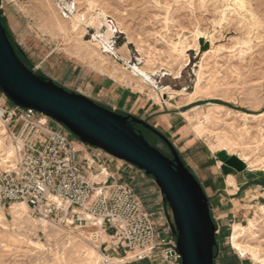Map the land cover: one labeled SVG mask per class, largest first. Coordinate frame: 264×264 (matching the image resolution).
I'll use <instances>...</instances> for the list:
<instances>
[{
	"label": "rangeland",
	"instance_id": "rangeland-1",
	"mask_svg": "<svg viewBox=\"0 0 264 264\" xmlns=\"http://www.w3.org/2000/svg\"><path fill=\"white\" fill-rule=\"evenodd\" d=\"M86 1L88 3H86ZM242 1L244 3L241 4V7H239L238 4L234 3L233 1L231 2V0H229L228 2L227 0H0V17L4 20V23L8 31L10 32L14 44L17 46L21 54L25 57L26 61L31 67V71L35 75H39L45 79L51 80L58 86L64 88L66 91L80 94L106 109L112 110L111 106H115V104L101 101V99H99L95 95L97 92L95 91V85L97 82L102 81L104 83H109L112 87L121 88L122 90L132 92L136 95H141L145 98H151L149 92V88H151L149 84L151 83V85L154 86V88L152 89L156 93H159L162 89L165 88H169L174 91L189 93L194 90V71L198 69V66L201 63L202 59H204L203 65L205 67L206 81L203 83V87L204 89H207V92L211 94L213 98H198L193 102L185 103L184 97L180 96V101L177 104H187V106L182 109L183 112L194 113V110H197L198 112L204 113L206 112V108H210L211 106H218L226 108L227 110L231 109L230 111L233 112L239 111L238 113L241 114L247 113L246 115L256 116L259 113H264V0ZM92 3L96 4L93 5ZM210 4L213 6V8ZM107 5H109L110 8L109 6L107 7ZM92 7L94 10L92 9ZM247 10L250 11V13H247ZM101 12H103L105 15L107 14V21H109V23L114 26L115 30L113 31V35L110 37L109 44L112 45L110 46V50H107L105 52L104 49H100V53L106 56L108 62H114L113 65H116L122 70L125 69L124 71L126 72H129V70H132L133 68H140L144 70L146 69L145 72L148 74L152 81L148 80L144 81L145 83H143L141 82L139 76H135L133 77L134 80L132 82H117L104 75H100L92 67L93 62L91 63V59L87 57V50L82 47V45H94L95 43L99 42L104 35V25L102 26L103 28H99L98 33L95 27L93 28L91 27V25H88L90 20L89 17H95L96 14ZM222 12L225 15H223V17L221 16ZM53 14L57 15L58 18L65 20L69 28L71 23L67 18L71 17L73 14L83 15L85 22L87 21V19L88 21L86 22V25L82 27V35L80 34V32L72 33L70 31H67L66 33H64L65 35L60 31L58 32V29L55 27ZM141 14H143V16ZM128 15L129 18L127 17ZM239 15L242 16V19H239L241 18ZM252 19H255V22L251 21ZM241 23L244 27L241 25ZM45 27L47 30L44 29ZM117 27L119 30L117 29ZM133 29L135 32L133 31ZM197 32L201 33L202 35L198 36L195 43L192 42L194 41V39L192 38L195 37V34ZM255 33L256 35H254ZM183 39H186L187 43L191 45L190 50L186 52V57L188 58L187 63L184 62L185 58H180V61L178 58H172L171 53L169 52L171 43H175ZM242 39L251 41L249 45L245 47L241 46L243 50L245 49V54L242 56L243 58L241 57L242 61L239 60L240 57H238V53H236L240 50V48H238L239 45H236V51L232 54L228 52H221L217 54V56H214V54H209L206 56L202 55L209 50L216 51L222 49L223 47H232L235 44L234 42ZM145 40L146 42H144ZM74 43L75 45H73ZM165 53L168 54L166 55ZM221 54L223 55V57ZM230 59L231 62H227L230 61ZM144 61L146 64L144 63ZM240 61L243 62V65L240 64ZM246 62L249 63L247 64ZM243 67L246 68V70ZM233 74L235 76H233ZM154 100L158 102L157 99ZM160 101L162 102L163 100ZM2 102H6L7 104L11 105L10 102H8L5 98H3ZM220 120L223 122V124ZM220 120L217 119L211 121L209 123L210 125H206L209 133L213 134H209V137L207 136L208 138L198 137V135L193 131L192 124L186 121L188 132L191 133V138L195 140L194 146L196 147L192 155L187 158L184 157V160L179 155L185 167L189 169L191 174L196 178L200 185H204L205 183L210 182L211 184L216 183V185L223 187L224 180H226L228 176H242L246 174L253 175V178L257 179L258 182L262 180L264 185L263 171H252L250 168H248V166H245L247 165L246 163L243 164L242 162V168L240 170L229 167L232 171L229 174L224 175L221 171V166L223 165V163L218 159V154L220 153H223L225 156H227L226 160L232 158L238 159V155L243 154L249 157L251 161L258 162V166H260L261 163L264 164V118H249L246 119L248 121L247 122L246 120H242L238 116L226 117L225 114H222ZM233 122L235 123V125L233 124ZM53 123L56 124V122L54 121ZM241 126L243 127V130L240 129L242 128ZM244 127H248L247 130ZM258 129L260 130V132ZM0 132H2L0 133V143H2L0 145V162L2 160L4 161L0 163L1 171L2 169L4 170L6 168L5 166L7 164L5 162L8 161V163H13L14 158L13 151L10 148V136L4 134V130L1 126ZM215 132H217L216 134L221 137L228 136L227 140H229V142H232L233 144L232 154L228 155L226 151L213 152L209 148L208 144L214 143V141L216 140L215 136L217 135L215 134ZM221 132H224V134L222 135ZM261 132L262 134H260ZM140 133H142L145 139L151 145L156 147L160 152L168 157H171L168 148L159 138L152 136V134H150L151 132L149 133L148 130L142 129ZM167 140L175 147V142L173 144L171 140ZM3 151L5 155L3 154ZM128 166L124 162H117V160L115 159L114 161H112L109 171L116 172L117 168H119L118 175L121 176V181H131L134 185L135 190L137 188L140 192L141 198L143 200H147L148 205H153V207H151L153 209L152 211H155L156 208L159 209L160 212L157 217L159 218V216H161V214L163 213L166 220V217L170 215V210L167 206L164 205L162 196L158 188L154 184L153 179L147 177L146 175H143L140 171L131 166L130 167L132 171L130 174H128L127 170L130 169V167ZM118 175H116V178L119 177ZM261 202L263 204L260 205H264V200H262ZM257 205L259 204H254V206H247L249 213L246 215L245 219L236 218V220L227 222L225 221V226L223 227L220 223L216 224L214 221L216 226V249L214 264H226V262L232 258H236L239 264H262L254 263L249 256L240 258L239 255L231 249L229 243L231 227L234 223L245 226L249 218L257 219L259 217L263 222L258 226L257 232H255L253 237H245L243 239V243L253 247L254 249H256L257 246L256 250L261 256H264V219L259 213H257ZM2 216L4 218L2 224L4 223L6 229L2 230L0 228V264H4V262L5 264H44V262L45 264H105V260H111V258H109L111 254H113V256L116 255L115 257H119V254L117 255L115 251V245L117 244V241L114 237V233H109L108 230H103L104 236L107 237L108 240L101 241L99 235L98 240L94 241L93 239H90V233L92 232V230L89 229H81L74 226L67 227L64 224L56 225L52 223H46L48 227L46 226L43 228L41 224L33 220V218L28 213V210L26 216L28 218V222H16L13 219L10 210ZM155 218L156 217L153 215L154 220ZM17 230H19L20 232ZM29 241L37 242L42 247H34L29 244ZM76 242L79 244L77 245ZM70 246L73 248H71ZM258 247L260 249H258ZM91 250H94L95 252V254L93 255V259L92 256L88 255ZM40 251H43L42 254ZM57 252H59L58 255L56 254Z\"/></svg>",
	"mask_w": 264,
	"mask_h": 264
},
{
	"label": "built area",
	"instance_id": "built-area-1",
	"mask_svg": "<svg viewBox=\"0 0 264 264\" xmlns=\"http://www.w3.org/2000/svg\"><path fill=\"white\" fill-rule=\"evenodd\" d=\"M3 98L0 94V126L10 136L14 161L5 162L0 171V216L13 204H25L39 224L89 229L94 241L99 228L113 232L122 245L118 258L132 254L120 264L155 259L180 264L164 214L158 218L163 225L157 226L133 187L109 171L114 158L81 143L49 118ZM104 171L105 180L96 181Z\"/></svg>",
	"mask_w": 264,
	"mask_h": 264
},
{
	"label": "water",
	"instance_id": "water-1",
	"mask_svg": "<svg viewBox=\"0 0 264 264\" xmlns=\"http://www.w3.org/2000/svg\"><path fill=\"white\" fill-rule=\"evenodd\" d=\"M0 94L19 109H31L56 124L81 143L99 149L153 179L166 217L176 239L180 264H214L216 226L210 214L205 192L185 167L179 153L165 136L141 119L106 109L92 100L66 91L53 81L35 75L17 57L0 21ZM156 135L168 148V157L153 147L134 126ZM221 171L229 174L241 164L226 160ZM231 167V168H229Z\"/></svg>",
	"mask_w": 264,
	"mask_h": 264
},
{
	"label": "bare ground",
	"instance_id": "bare-ground-1",
	"mask_svg": "<svg viewBox=\"0 0 264 264\" xmlns=\"http://www.w3.org/2000/svg\"><path fill=\"white\" fill-rule=\"evenodd\" d=\"M36 1V0H35ZM89 1V0H88ZM101 1V0H100ZM104 1H106V0H104ZM215 1V0H214ZM221 1V0H220ZM229 0H227V2H228ZM234 2V3H236V4H238L239 5V7H241V4H243L244 2L242 1V0H231V2ZM245 1V0H244ZM77 2V1H76ZM75 2V3H76ZM96 2V1H95ZM49 3V2H48ZM86 3H88L87 1H86ZM105 3V2H104ZM103 3V4H104ZM211 3V2H210ZM29 4V3H28ZM85 4V3H84ZM93 4V3H92ZM96 4V3H95ZM95 4H93V5H95ZM106 4V3H105ZM104 4V5H105ZM108 4V3H107ZM41 5V4H40ZM110 5V4H109ZM109 5H107V7L109 6ZM211 5V4H210ZM228 5V4H227ZM55 6V5H54ZM74 6V5H73ZM212 6V5H211ZM98 7H99V5H98ZM97 7V8H98ZM113 7V6H112ZM115 7V6H114ZM208 7V6H207ZM210 7V6H209ZM30 8V7H29ZM78 8V7H77ZM101 8V7H100ZM103 8V7H102ZM109 8H110V6H109ZM212 8H213V6H212ZM33 9V8H32ZM57 9V8H56ZM80 9V8H79ZM92 9H93V7H92ZM120 9V8H119ZM250 9V8H249ZM31 10V9H30ZM90 10V9H89ZM94 10V9H93ZM104 10H106V9H104ZM114 10V9H113ZM116 10H117V8H116ZM123 10V9H122ZM228 10V9H227ZM254 10V9H253ZM42 11V10H41ZM85 11H86V9H85ZM102 11V10H101ZM124 11V10H123ZM230 11V10H229ZM26 12V11H25ZM40 12V11H39ZM52 12V11H51ZM79 12V11H78ZM88 12V11H87ZM115 12V11H114ZM121 12V11H120ZM119 12V13H120ZM145 12V11H144ZM246 12V11H245ZM244 12V13H245ZM250 13V11H248L247 10V13ZM36 13V12H35ZM81 13V12H80ZM123 13V12H122ZM227 13H229V12H227ZM30 14V13H29ZM43 14V13H42ZM45 14V13H44ZM89 14V13H88ZM91 14V13H90ZM112 14H113V12H112ZM124 14V13H123ZM234 14V13H233ZM239 14V13H238ZM107 15V14H106ZM103 12H101V13H98V14H96L95 15V17H89L90 18V20H89V24L88 25H91V27H95V29H96V31H97V33H98V31H99V28L100 27H102L103 25H104V27H105V33H104V35L102 36V38H101V40L99 41V42H97V43H95L94 45H88V44H83L82 45V47H84L86 50H87V57H89V59H91V63L93 62V64H92V67L100 74V75H104V76H106V77H108V78H110V79H112L113 81H117V82H124V81H128V82H132L134 79H133V77H135V76H139L140 77V80H141V82H143V83H145L144 81H152L151 79H150V77L148 76V74L145 72L146 71V69L144 70V69H137V68H133L132 70L130 69L129 70V72H126V71H124V70H122L121 68H119V67H117L116 65H113V63H110V62H108L107 61V58H106V56H104V55H102L101 53H100V49H104L105 50V52L108 50H110V46H112V45H110L109 44V41H110V37L113 35V31L115 30V28H114V26L111 24V23H109V21H107V16H106ZM109 15H111V14H109ZM142 16H143V14H141ZM223 15H224V13L222 12V17H223ZM228 15V14H227ZM247 15V14H246ZM38 16V15H37ZM47 16V15H46ZM50 16V15H49ZM48 16V17H49ZM90 16V15H89ZM225 16V15H224ZM240 16V15H239ZM42 17V16H41ZM40 17V18H41ZM62 17V16H61ZM68 17V16H67ZM114 17V16H113ZM113 17H111V18H113ZM120 17V16H119ZM118 17V18H119ZM128 18H129V15L127 16ZM132 17H133V15H132ZM241 18H239V19H242V16H240ZM251 17H252V15H251ZM52 18V17H51ZM53 18H54V21H55V27L58 29V32L60 31V32H62L63 34L64 33H66L67 31H70V32H72V33H79L80 32V34L82 33V31H83V29H82V27L84 26V25H86V22L88 21V19H87V21L85 22V19H84V16L83 15H78V14H73L71 17H69V18H67L69 21H70V23H71V25H70V28H69V26H67V23H66V21L65 20H62V19H60V18H58L57 17V15H55V14H53ZM66 18V17H65ZM88 18V17H87ZM255 18V17H254ZM42 19V18H41ZM44 19V18H43ZM46 19V18H45ZM49 19V18H48ZM48 19H47V21H48ZM235 19V18H234ZM257 19V18H256ZM52 20V19H51ZM67 20V21H68ZM128 20V19H127ZM130 20H131V18H130ZM233 20V19H232ZM247 20V19H246ZM246 20H245V22H246ZM250 20V19H249ZM255 19H252L251 21H254ZM46 21V20H45ZM46 21V22H47ZM121 21H122V19H121ZM197 21V20H196ZM200 21V20H199ZM242 21V20H241ZM240 21V22H241ZM37 22V21H36ZM128 22V21H127ZM239 22V21H238ZM237 22V23H238ZM255 22V21H254ZM253 22V23H254ZM258 22H260V21H258ZM115 23V22H114ZM122 23V22H121ZM198 23V22H197ZM45 24V23H44ZM69 24V23H68ZM126 24V23H125ZM250 24H252V23H250ZM41 25V24H40ZM201 25V24H200ZM239 25V24H238ZM241 25L243 26V24L241 23ZM247 25V24H246ZM261 25V24H260ZM46 26V25H45ZM120 26V25H119ZM130 26V25H129ZM237 26V25H236ZM248 26V25H247ZM247 26H245V27H247ZM121 27H122V25H121ZM131 27V26H130ZM244 27V26H243ZM103 28V27H102ZM40 29V28H39ZM44 29H46V27L44 28ZM52 29H53V27H52ZM52 29H51V31H52ZM117 29H118V27H117ZM124 29V28H123ZM126 29H129V28H126ZM237 29V28H236ZM239 29V28H238ZM241 29V28H240ZM243 29V28H242ZM246 29V28H245ZM244 29V30H245ZM47 30V29H46ZM119 30V29H118ZM196 30V29H195ZM200 30V29H199ZM249 30V29H248ZM248 30H246V31H248ZM259 30V29H258ZM42 31V30H41ZM43 31H45V30H43ZM133 31H134V29H133ZM133 31H132V33H133ZM243 31V30H242ZM129 32V31H128ZM135 32V31H134ZM202 32V31H201ZM250 32V31H249ZM118 33V32H117ZM127 33V32H126ZM194 33V32H193ZM193 33H192V35H193ZM246 33V32H245ZM251 33V32H250ZM58 34V33H57ZM115 34V33H114ZM129 34V33H128ZM140 34V33H139ZM138 34V35H139ZM191 34V33H190ZM244 34V33H243ZM260 34V33H259ZM258 34V35H259ZM264 34V33H263ZM65 35V34H64ZM82 35V34H81ZM119 35V34H118ZM122 35V34H121ZM143 35H145V34H143ZM142 35V36H143ZM202 34L201 33H199V32H197L196 34H195V37L194 38H192V39H194V41H192V42H195L196 43V39L198 38V36H201ZM206 35V34H205ZM254 35H256V33L254 34ZM57 36V35H56ZM73 36V35H72ZM128 36V35H127ZM140 36V35H139ZM183 36V35H182ZM239 36V35H238ZM247 36H248V34H247ZM61 37H62V34H61ZM75 37H76V35H75ZM241 37V36H240ZM258 37V36H257ZM157 38V37H156ZM191 38V37H190ZM209 38V37H208ZM233 38V37H232ZM245 38V37H244ZM73 39V38H72ZM128 39V38H127ZM126 39V40H127ZM170 39V38H169ZM182 39V38H181ZM234 39V38H233ZM237 39V38H236ZM240 39V38H239ZM248 39H250V38H248ZM81 40V39H80ZM129 40H131V39H129ZM138 40V39H137ZM263 40V39H262ZM60 41V40H59ZM78 42V41H77ZM86 42V41H85ZM135 42V41H134ZM144 42H146V40L144 41ZM211 42V41H210ZM251 41L250 40H238V41H236V42H234L235 44H234V46H232V47H229V48H227V47H223L222 49H219V50H216V51H211V50H209L208 52L206 51V53H203L202 55L203 56H206V55H209V54H214V56H217V54H219V53H223V52H228V53H233V52H235L236 51V45H239L238 46V48H240V50L238 51V52H236V53H238V57H242L245 53H244V50L242 49V47L241 46H247V45H249V43H250ZM264 42V41H263ZM76 43V42H75ZM75 43L73 44V45H75ZM80 43V42H79ZM94 43V42H93ZM154 43V42H153ZM163 43V42H162ZM194 43V44H195ZM213 43V42H212ZM211 43V44H212ZM81 44V43H80ZM135 44V43H134ZM139 44V43H138ZM193 44V43H192ZM78 45V44H77ZM124 45V44H123ZM128 45V44H127ZM140 45H142V44H140ZM154 45V44H153ZM166 45V44H165ZM151 46V45H150ZM162 46H164V45H162ZM229 46V45H228ZM264 46V45H263ZM81 47V48H82ZM123 47V46H122ZM121 47V48H122ZM134 47H135V45H134ZM146 47V46H145ZM144 47V48H145ZM167 47V46H166ZM190 47H191V45H189L188 43H187V41H186V39H183V40H179V41H177V42H175V43H171L170 44V53H171V56H172V58H178L179 59V61H180V58H185L184 59V62H188V58L186 57V52H188L189 50H190ZM195 47V46H194ZM112 48V47H111ZM143 48V49H144ZM163 48V47H162ZM197 48V47H196ZM120 49V48H119ZM124 49V48H123ZM149 49V48H148ZM192 49V48H191ZM198 49V48H197ZM139 51V50H138ZM142 51V50H141ZM162 51V50H161ZM167 51V50H166ZM168 52V51H167ZM125 53H126V51H125ZM129 53V52H128ZM140 53V52H139ZM156 53V52H155ZM163 53V52H162ZM169 53V54H170ZM85 54V53H84ZM148 54V53H147ZM160 54V53H159ZM166 54V53H165ZM168 54V53H167ZM166 54V55H167ZM150 55V54H149ZM161 55H163V54H161ZM222 55V54H221ZM224 55H226V54H224ZM127 56V55H126ZM143 56V55H142ZM155 56V55H154ZM229 56V55H228ZM231 56V55H230ZM141 57V56H140ZM144 57V56H143ZM150 57V56H149ZM157 57H158V55H157ZM156 57V58H157ZM169 57V56H168ZM222 57H223V55H222ZM225 57V56H224ZM263 57V56H262ZM139 58V57H138ZM142 58V57H141ZM153 58V57H152ZM171 58V57H170ZM219 58V57H218ZM239 58V60H241L242 61V58L240 59ZM246 58V57H245ZM264 58V57H263ZM83 59H84V55H83ZM86 59V58H85ZM121 59V58H120ZM122 59H123V57H122ZM125 59V58H124ZM151 59V58H150ZM224 59V58H223ZM228 59H229V57H228ZM247 59V58H246ZM112 60V59H111ZM158 60V59H157ZM165 60V59H164ZM172 60V59H171ZM200 60V59H199ZM233 60V59H232ZM237 60V59H236ZM252 60V59H251ZM138 61H139V59H138ZM143 61V60H142ZM148 61H150V60H148ZM154 61V60H153ZM203 61H204V59H202V61H201V63L199 64V66H198V69L196 70V71H194V86H193V91L192 92H189V93H185V92H182V91H174V90H172V89H169V88H165V89H162L159 93H156L152 88H154V86H152L151 84H149V86H151V88H149L150 90H149V92H150V97L154 100V99H157L158 101H160V100H168V99H173L175 96H181V97H184V99H185V103H190V102H193L194 100H196V99H198V98H213V96L211 95V94H209L208 92H207V89H204V87H203V83L206 81V73H205V67H204V65H203ZM234 61V60H233ZM238 61V60H237ZM240 61V62H241ZM246 61H248V60H246ZM260 61V60H259ZM119 62V61H118ZM122 62V61H121ZM158 62V61H157ZM164 62V61H163ZM209 62V61H208ZM215 62V61H214ZM217 62V61H216ZM227 62H231V59H230V61H227ZM226 62V63H227ZM144 63H145V61H144ZM159 63H160V61H159ZM175 63H176V61H175ZM235 63H236V61H235ZM243 62H241L240 64H242ZM247 63V62H246ZM249 63V62H248ZM247 63V64H248ZM146 64V63H145ZM151 64V63H150ZM208 64V63H207ZM209 64H211V63H209ZM215 64V63H214ZM240 64H239V67H240ZM89 65V64H88ZM173 65V64H172ZM185 65H187V64H185ZM236 65V64H235ZM243 65V64H242ZM241 65V66H242ZM122 66V65H121ZM176 66V65H175ZM182 66V65H181ZM180 66V67H181ZM255 66V65H254ZM148 67V66H147ZM147 67H145V68H147ZM153 67V66H152ZM156 67V66H155ZM167 67V66H166ZM179 67V68H180ZM226 67V66H225ZM250 67V66H249ZM126 68V67H125ZM143 68V67H142ZM208 68V67H207ZM233 68H234V66H233ZM236 68H238V67H236ZM244 68V67H243ZM209 69V68H208ZM245 70H246V68H244ZM210 70V69H209ZM255 70V69H254ZM149 71V70H148ZM164 71V70H163ZM234 71V70H233ZM237 71V70H236ZM240 71V70H239ZM249 71V70H248ZM159 72V71H158ZM165 72H167V71H165ZM230 72V71H229ZM171 73V72H170ZM237 73V72H236ZM151 74H154V73H151ZM169 74V73H168ZM232 74V73H231ZM248 75V74H247ZM233 76H235L234 74H233ZM232 77V76H231ZM247 77V76H246ZM249 77H251V76H249ZM173 78H177V77H173ZM107 79V78H106ZM138 79V78H137ZM262 79V78H261ZM111 80V81H112ZM136 80V79H135ZM211 80V79H210ZM137 82V81H136ZM140 82V81H139ZM210 82V81H209ZM211 83V82H210ZM258 83H260V82H258ZM257 83V84H258ZM206 84V83H205ZM212 84V83H211ZM139 86V85H138ZM208 86V85H207ZM215 86V85H214ZM243 86V85H242ZM141 87V86H140ZM221 87V86H220ZM262 87V86H261ZM144 88V87H143ZM215 88V87H214ZM262 89V88H261ZM139 91H140V88H139ZM142 92V91H141ZM147 92V91H146ZM227 94V93H226ZM261 94V93H260ZM251 96V95H250ZM224 97V96H223ZM226 97V96H225ZM215 99V98H214ZM221 100V99H220ZM224 101V100H223ZM231 101V100H230ZM252 102V101H251ZM262 102V101H261ZM258 103V102H257ZM264 103V102H263ZM246 104V103H245ZM248 105V104H247ZM260 105V104H259ZM258 105V106H259ZM257 107V106H256ZM262 107V106H261ZM248 108H250V107H248ZM252 108V107H251ZM231 110V109H230ZM230 110H227L226 108H223V107H218V106H211L210 108H206V112H204V113H201V112H198L197 110H194V113H189V112H187V113H184L183 114V116H184V118H186V120H188V122H190L191 124H192V127H193V131L198 135V137H201V138H203V137H205V138H208L209 137V134H211V133H209V130H208V128L206 127V125L207 124H209L211 121H214V120H217V119H219L220 120V118H221V116H222V114L224 115L225 114V116L226 117H229V116H238V117H240L242 120H246V119H249V118H261V117H263L264 118V113H259L258 115H256V116H254V115H246V114H241V113H238V112H233V111H230ZM257 111H259V110H257ZM243 113V112H242ZM220 114H221V116H220ZM253 114V113H252ZM255 114V113H254ZM241 120V121H242ZM254 120V119H253ZM221 121V120H220ZM220 121H219V123H220ZM227 121V120H226ZM230 121V120H229ZM247 121V120H246ZM222 122V121H221ZM248 122V121H247ZM261 122V121H260ZM225 123V122H224ZM237 123H239V122H237ZM222 124H223V122H222ZM227 124H230V123H227ZM232 124V123H231ZM233 124L235 125V123L233 122ZM241 124H242V122H241ZM244 124V123H243ZM251 124V123H250ZM262 124H263V122H262ZM210 125V124H209ZM234 125H232V126H234ZM220 126V125H219ZM230 126V125H229ZM231 126V127H232ZM238 126V125H237ZM237 126H235V127H237ZM253 126V125H252ZM215 127V126H214ZM242 127V126H241ZM244 128H246V127H244ZM248 128V127H247ZM247 128H246V130H247ZM251 128V127H250ZM225 129V128H224ZM240 129H242L243 130V127L242 128H240ZM263 129V128H262ZM218 130V129H217ZM245 130V131H246ZM251 130H253V129H251ZM250 130V131H251ZM259 130V129H258ZM222 131V130H221ZM257 131V130H256ZM262 131V130H261ZM213 132V131H212ZM225 132V131H224ZM224 132L222 133V135L224 134ZM259 132H260V130H259ZM0 133H2V132H0ZM217 132H215V134H216ZM220 133V132H219ZM235 133V132H234ZM260 134H262V132L260 133ZM211 135H213V134H211ZM217 135V134H216ZM226 135H228V134H226ZM249 135V134H248ZM256 135V134H255ZM208 136V137H207ZM239 136V135H238ZM250 136V135H249ZM5 137V136H4ZM214 137V136H213ZM216 137V140L214 141V143H211V144H208L209 145V148L213 151V152H219V151H226V153H228V155L229 154H232L233 153V150H232V148H233V144H232V142H229V140H227V137H221V136H219V135H217V136H215ZM237 137V136H236ZM241 137V136H240ZM246 137V136H245ZM6 138V137H5ZM255 138H256V136H255ZM254 138V139H255ZM232 139V138H231ZM242 139H244V138H242ZM236 140V139H235ZM256 140V139H255ZM1 141V140H0ZM3 141V140H2ZM254 141V140H253ZM262 141H263V139H262ZM256 142V141H255ZM255 142H253V143H255ZM2 143H0V145H1ZM239 144V143H238ZM247 145V144H246ZM257 145V144H256ZM259 145V144H258ZM260 146V145H259ZM244 147V146H243ZM3 148V147H2ZM252 148V147H251ZM257 148V147H256ZM6 149V148H5ZM247 149V148H246ZM250 149V148H249ZM0 150H1V148H0ZM7 150V149H6ZM9 150V149H8ZM239 150V149H238ZM248 150V149H247ZM240 151V150H239ZM244 152V151H243ZM242 152V153H243ZM257 152V151H256ZM239 153V152H238ZM245 153V152H244ZM3 154H4V151H3ZM260 154V153H259ZM1 155V154H0ZM5 155V154H4ZM12 155V154H11ZM233 156V155H232ZM6 157V156H5ZM259 157V156H258ZM257 157V158H258ZM238 159H235L236 160V162H238V163H240V164H242V162H243V164L244 163H246L247 165H245V166H248V168H250L252 171H258V170H260V171H263L264 172V164H260V166H258L257 165V163L258 162H256V161H251L250 160V158L249 157H247L246 155H243V154H240V155H238V157H237ZM4 159V158H3ZM10 159V158H9ZM12 159V158H11ZM3 161V160H2ZM1 161V162H2ZM260 161V160H259ZM262 161V160H261ZM0 162V163H1ZM4 162V161H3ZM7 162V161H6ZM259 164V163H258ZM260 167V168H259ZM3 170V169H2ZM107 172L106 171H104V172H102L101 174H99V175H96L95 177H94V179L96 180V181H104L105 180V177L107 176ZM227 184L228 185H235V183H234V181H233V178L232 177H228V179H227ZM10 213H11V215H12V217H13V219L16 221V222H20V221H22V222H28V218L26 217L27 216V207H26V205L25 204H13V205H11V208H10ZM257 213H259L261 216H262V218L264 219V205H258V212ZM10 217V216H9ZM6 220V219H5ZM260 220V221H259ZM2 221H4V218H3V216L1 215L0 216V228L2 229V230H5L6 229V227H5V225H4V223L2 224ZM6 222V221H5ZM263 221H262V219L261 218H249L248 220H247V224L245 225V226H243V225H241V224H238V223H235V224H233L232 225V227H231V234H230V236H229V243H230V246H231V249L232 250H234L238 255H239V257L240 258H245L246 256H249L250 258H251V260L254 262V263H262V264H264V256H261L260 254H259V252L256 250L257 249V246H256V249H254L253 247H251V246H249V245H247V244H245V243H243V239L245 238V237H247V236H252L253 237V235L255 234V232H257V230H258V226L262 223ZM23 224V223H22ZM33 224H36V223H33ZM57 225V224H56ZM10 226V225H9ZM41 226L44 228V227H46L47 225H46V223H44V222H42L41 223ZM12 227V226H11ZM17 227V226H16ZM22 227V226H21ZM48 227V226H47ZM52 227V226H51ZM57 227V226H56ZM263 227V226H262ZM18 228V227H17ZM26 228V227H25ZM21 229V228H20ZM33 230V229H32ZM60 230V229H59ZM17 231H19V230H17ZM15 232V231H14ZM20 232V231H19ZM22 232V231H21ZM28 232V231H27ZM33 232V231H32ZM62 232V231H61ZM18 233V232H17ZM23 233V232H22ZM67 233V232H66ZM7 234V233H6ZM62 234V233H61ZM68 234V233H67ZM22 235V234H21ZM98 235H100V238H101V241H105V240H108V238L107 237H105L104 236V233H103V231L99 228V232H98ZM24 236V235H23ZM257 236V235H256ZM255 237V236H254ZM15 238V237H14ZM74 238V237H73ZM79 238V237H78ZM84 238V237H83ZM82 238V239H83ZM19 239V238H18ZM50 239H51V236H50ZM75 239V238H74ZM68 240H69V237H68ZM76 240V239H75ZM252 240H254V239H252ZM39 241V240H38ZM80 241V240H79ZM111 241V240H110ZM26 242H27V240H26ZM57 242V241H56ZM67 242V241H66ZM65 242V243H66ZM86 242V241H85ZM109 242V241H108ZM7 243V242H6ZM77 243V242H76ZM20 244H21V242H20ZM19 244V245H20ZM29 244L30 245H32V246H34V247H38V248H41L42 246L40 245V244H38L37 242H32V241H29ZM70 244V243H69ZM79 243H77V245H78ZM23 245V244H22ZM29 245V246H30ZM68 245V244H67ZM5 246V245H4ZM75 246V245H74ZM71 247V246H70ZM79 247V246H78ZM93 247V246H92ZM5 248V247H4ZM8 248V247H7ZM66 248V247H65ZM71 248H73V247H71ZM97 248V247H96ZM22 249V248H21ZM37 249V248H36ZM53 249V248H52ZM258 249H260L259 247H258ZM5 250V249H4ZM29 250V249H28ZM41 250V249H40ZM44 250V249H43ZM7 251V250H6ZM57 251V250H56ZM98 251V250H97ZM41 252V251H40ZM43 252V251H42ZM42 252H41V254H42ZM53 252V251H52ZM64 252V251H63ZM70 252V251H69ZM27 253V252H26ZM46 253H48V252H46ZM58 253L59 252H57L56 254L58 255ZM67 253H68V251H67ZM79 253V252H78ZM78 253H76V254H78ZM32 254V253H31ZM54 254V253H53ZM95 254V252H94V250H91L89 253H88V255H90V256H92V259H93V255ZM3 255V254H2ZM8 256V255H7ZM48 256H49V254H48ZM51 256V255H50ZM116 255H114L113 256V254H111V256H109V258H111V261L114 263V264H120V263H125V262H128L131 258H132V254H130V253H127L126 254V256L125 257H122V258H118V257H115ZM33 257V256H32ZM36 257V256H35ZM57 257V256H56ZM102 257V256H101ZM3 258V257H2ZM50 258V257H49ZM75 258V257H74ZM95 259V258H94ZM9 260V259H8ZM32 260V259H31ZM104 260V259H103ZM42 262V261H41ZM44 262V261H43ZM50 262H51V260H50ZM63 262V261H62ZM92 262V261H91ZM98 262V261H97ZM39 263V262H38ZM101 263V262H100ZM4 264H5V262H4ZM31 264V263H30ZM34 264V263H33ZM43 264V263H42ZM44 264H45V262H44ZM52 264V263H51Z\"/></svg>",
	"mask_w": 264,
	"mask_h": 264
},
{
	"label": "crops",
	"instance_id": "crops-1",
	"mask_svg": "<svg viewBox=\"0 0 264 264\" xmlns=\"http://www.w3.org/2000/svg\"><path fill=\"white\" fill-rule=\"evenodd\" d=\"M96 96L101 101L114 103L115 106H111V109L122 115H131L141 119L159 133H163L167 139L171 140L179 155L183 158L192 155L195 150V140L191 138V133L188 132L186 123L188 120L183 118V108L187 106L185 103H179V96H175L173 99L155 101L151 98H145L141 95L127 92L121 88L112 87L109 83L99 81L95 85ZM187 113V112H185ZM187 121V122H186ZM189 123V122H188ZM117 162L121 163V161ZM126 164V163H125ZM128 166V164H127ZM130 167V166H128ZM119 168L116 172H112L114 175H118ZM132 171L131 167L127 170L130 174ZM119 176V175H118ZM246 176V177H245ZM227 177V176H226ZM232 177L235 185H228L227 179ZM224 180V186L220 187L216 183L211 184L210 182L202 185L205 195L208 200L210 214L215 223H220L221 226H225V221H231L237 219H245L249 213L247 206L254 204H263L261 201L264 200V185L263 181H257L253 175H236L228 176ZM118 178H121L119 176ZM130 178V177H129ZM226 181V182H225ZM147 204V200H144ZM149 211L156 217L155 223L157 226H162L163 222L158 221L159 209L156 208L152 211L153 205H146ZM258 208V205L257 207ZM235 224V223H234ZM122 245L116 244L115 251L117 255L121 253ZM132 264H165L160 262L159 259H155L153 262L143 261Z\"/></svg>",
	"mask_w": 264,
	"mask_h": 264
},
{
	"label": "trees",
	"instance_id": "trees-1",
	"mask_svg": "<svg viewBox=\"0 0 264 264\" xmlns=\"http://www.w3.org/2000/svg\"><path fill=\"white\" fill-rule=\"evenodd\" d=\"M0 21H1V24H2V27L4 28V30H5V33H6V36H7V38H8V40L10 41V43H11V45H12V47H13V49H14V51H15V53H16V55H17V57L19 58V60L29 69V70H31V67H30V65L28 64V62L26 61V59H25V57L21 54V52L18 50V48H17V46L14 44V42H13V40H12V38H11V35H10V32L8 31V29H7V27H6V25H5V23H4V20L0 17ZM39 76V75H38ZM134 128H135V130L137 131V128H136V126H134ZM150 144V143H149ZM151 145V144H150ZM151 146H153V145H151ZM154 147V146H153ZM150 178V177H149ZM127 183H129L132 187H133V189H134V191H135V193L141 198V194H140V192L138 191V189L136 188V190H135V188H134V185H133V183L130 181V182H127ZM142 199V198H141ZM142 201L144 202V200L142 199ZM165 205V204H164ZM166 206V205H165ZM215 249H216V245H215V247H214V249H213V255H214V259H215ZM225 264V263H224ZM226 264H239L238 263V261L236 260V258H232V259H230V260H228L227 262H226Z\"/></svg>",
	"mask_w": 264,
	"mask_h": 264
},
{
	"label": "flooded vegetation",
	"instance_id": "flooded-vegetation-1",
	"mask_svg": "<svg viewBox=\"0 0 264 264\" xmlns=\"http://www.w3.org/2000/svg\"><path fill=\"white\" fill-rule=\"evenodd\" d=\"M136 126V128H137V131H139V132H141L142 131V129H144V128H142L141 126H139V125H135ZM145 130V129H144ZM149 133H150V131H148ZM150 134H152V133H150ZM152 136H155L156 137V135H154V134H152ZM158 138V137H157Z\"/></svg>",
	"mask_w": 264,
	"mask_h": 264
}]
</instances>
